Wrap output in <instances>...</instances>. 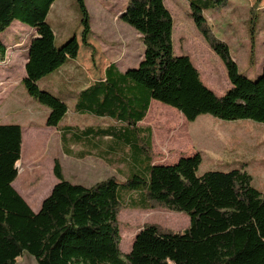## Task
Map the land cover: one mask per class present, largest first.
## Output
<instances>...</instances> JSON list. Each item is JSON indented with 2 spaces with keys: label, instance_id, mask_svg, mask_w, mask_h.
<instances>
[{
  "label": "trees",
  "instance_id": "1",
  "mask_svg": "<svg viewBox=\"0 0 264 264\" xmlns=\"http://www.w3.org/2000/svg\"><path fill=\"white\" fill-rule=\"evenodd\" d=\"M55 2L0 0V63L8 51L1 36L12 24L19 22L35 32L27 45L22 84L31 98L49 109L45 126L50 128L59 127L69 106L40 82L76 60L82 46L90 47L91 34L86 0H77L81 43L74 36L58 47L46 20ZM228 2L190 0L189 15L222 60L231 85L217 96L188 56L175 55L174 19L164 0H127L120 19L140 35L143 59L125 72L110 64L105 80L79 94L76 104L79 113L114 123L112 135L120 144L122 163L126 172H135L125 181L110 177L91 187L73 184L65 180L55 160L58 183L35 213L12 186L19 173L22 127L0 125V264H17L24 255L37 264H264V194L252 186L251 174L235 169L199 176L203 161L199 153L174 165H154L152 131L138 126L153 101L177 110L189 123L210 115L222 121L264 124V67L256 80L240 74L228 45L213 34L206 17L208 11L221 10ZM258 5L252 7L253 13ZM252 18L254 24L256 17ZM121 191L129 199L140 194L126 207L184 213L190 226L183 233H173L145 224L123 257L118 228Z\"/></svg>",
  "mask_w": 264,
  "mask_h": 264
},
{
  "label": "rangeland",
  "instance_id": "2",
  "mask_svg": "<svg viewBox=\"0 0 264 264\" xmlns=\"http://www.w3.org/2000/svg\"><path fill=\"white\" fill-rule=\"evenodd\" d=\"M257 2L258 0H229L227 6L221 10L216 9L206 13L213 34L228 45L238 64L240 74L252 80H256L262 74L264 67V0H260L259 5ZM126 3L127 0H86L91 21L89 44L94 51L92 55L88 53L90 47L82 46L80 60H96L97 69H102L107 63L116 61L121 67L138 63L143 55L144 46L134 28L120 19ZM164 3L174 19L175 55L188 56L199 71L203 83L217 96L224 95L231 87L226 68L222 60L211 50L190 17V0H164ZM255 5H258V8L253 13L252 7ZM253 15L256 17L254 24ZM81 19L82 14L77 0H56L46 20L55 32L58 47L74 36H77L81 43L83 30ZM33 35L35 32L28 26L23 24L21 26L19 22H15L1 36L7 44L8 51L5 62L0 63V125H20L24 131H27L26 136L29 135L25 138L26 149L33 144L32 136L35 138L39 136L35 129L28 132L30 126H41L49 113L46 106L28 95L22 84L25 76L27 45ZM166 108L175 110L154 101L150 109L153 115H148L144 123L151 129L156 142L160 139L165 146L170 144L172 147L180 148L185 144L188 128L195 131L202 143L205 140L207 143H216L222 148L225 142L220 136L226 133L224 136L230 137L229 142L234 144L236 149L240 147L243 149V156L204 154L198 175L201 176L209 171L226 172L244 167L253 177L254 188L259 190L261 185L264 186V124L249 120L228 122L215 119L210 115H203L194 123H187V127H183L176 135H173L171 130L180 127L181 119ZM45 128L50 129L46 126ZM168 136L170 138L173 136L169 142L166 140ZM231 137L236 138L232 140ZM53 142V147L55 143L60 144L54 139ZM49 151L47 149L46 153ZM57 151L56 148L54 153ZM49 158L54 160L55 157L49 156ZM158 158L168 162L171 160V155L168 152H162ZM68 168L66 169L67 180L71 183H79L76 182L78 180L70 178L73 168ZM128 169H131V166ZM22 170L23 167L19 166V171ZM126 171L125 166L116 167L113 175L119 182H123L135 173ZM51 177L52 163L49 160L42 180L50 186ZM79 185L82 184L79 183ZM119 196L123 206L118 215L123 257L130 253L136 231L145 224H154L173 233H183L190 224L189 216L184 213L159 207L149 211H133L136 209L126 207L133 198L137 199L140 196L137 192L132 199H129L128 193L124 191H121ZM17 264H37V262L32 256L24 255L17 260Z\"/></svg>",
  "mask_w": 264,
  "mask_h": 264
},
{
  "label": "crops",
  "instance_id": "3",
  "mask_svg": "<svg viewBox=\"0 0 264 264\" xmlns=\"http://www.w3.org/2000/svg\"><path fill=\"white\" fill-rule=\"evenodd\" d=\"M89 50L88 53L90 54L94 51L93 48H89ZM81 52L82 47L76 60H69L59 72L44 78V80L40 82L41 87L60 96L68 103V113L59 127H48L50 129L46 130L44 126L45 123L39 127L30 126L28 132L35 129L39 133V136L35 138L30 135L33 138V144L31 147L28 146L27 149L25 148V138H27L29 134L26 136L27 131H24L22 128V155L17 165L19 173L12 186L35 213L39 212L43 202L50 196L53 188L58 183L54 175L55 160L60 162L65 180L68 178L66 169L69 166V168H73L70 178L72 180H78L76 182L86 187H91L109 178L108 176L114 177L113 172L116 170V167L124 166L122 163L124 158L122 152L119 150L120 144L116 142L112 135L115 131L113 128L114 123L107 118L96 117L88 113H79L76 110L77 97L95 82L104 81L106 69L110 64H117L119 70L122 72L127 71L129 68L138 67L143 59L144 51L137 64H127L121 67L118 61H116L107 63L102 69H97L98 63L96 60H80ZM26 64L27 59L25 61V68ZM24 74L26 75V71ZM153 103L154 101L152 104ZM168 111H171L174 116L181 119L180 127H176V129L172 128L173 130H171L173 135H176L180 129L187 127V123L189 122L177 110L169 109ZM151 114L153 115L152 111H149L148 115ZM148 115L144 121L139 123V127L147 129V125L144 123L148 119ZM186 132L187 137L185 144L180 148L172 147L170 144L165 146L164 142L160 139L156 142V138L152 134L153 164L174 165L181 158L192 157L198 153L202 156V160L204 154L217 156H229V154H231L233 157L237 155L243 156V149L241 147L236 149L235 145L229 142L230 137L224 136L226 133L220 136L224 138L225 142L224 146L221 148L220 145L216 143H207L205 140H203L202 143L201 138L195 134L194 130H189L187 128ZM172 138L168 136L166 139L167 142L171 141ZM235 138L236 137H231L232 140ZM53 139L55 141L57 140L60 144L57 143L56 145L55 143V147H53ZM227 142H229V144H227ZM56 148L58 151L54 153ZM47 149L50 150L48 153H46ZM162 152L170 153L171 160L166 162L162 160L163 158H158V155L162 154ZM49 156H52V158L55 157L54 160H51ZM49 160L52 163V183L50 186L42 180L47 161ZM19 166L23 167L22 171H19ZM240 170L247 171L244 167ZM259 191L264 194V186L261 185ZM138 210L140 209L133 211ZM139 231L140 230L136 231L134 238Z\"/></svg>",
  "mask_w": 264,
  "mask_h": 264
},
{
  "label": "water",
  "instance_id": "4",
  "mask_svg": "<svg viewBox=\"0 0 264 264\" xmlns=\"http://www.w3.org/2000/svg\"><path fill=\"white\" fill-rule=\"evenodd\" d=\"M17 165H18V163H17ZM17 165H16V168H17ZM136 236H137V235H136ZM136 236H135V237H136ZM134 239H135V238H134Z\"/></svg>",
  "mask_w": 264,
  "mask_h": 264
}]
</instances>
